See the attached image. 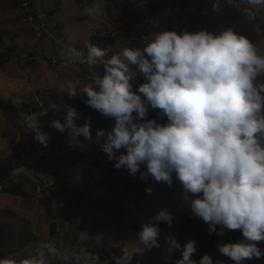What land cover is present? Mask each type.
<instances>
[{
    "label": "clouds",
    "instance_id": "1",
    "mask_svg": "<svg viewBox=\"0 0 264 264\" xmlns=\"http://www.w3.org/2000/svg\"><path fill=\"white\" fill-rule=\"evenodd\" d=\"M233 3L247 6L250 16L264 7V0L227 4ZM223 4L224 0H215L213 7ZM143 39L142 47L111 54L91 43L85 45L86 51L68 47L61 55L69 62L89 69L99 65L103 71L92 72L86 83L62 81L60 90L69 99L86 98L88 106L114 119L102 151L115 160V168L123 167L133 176L139 172L141 181L150 175L168 186L175 175L185 193L193 194L191 213L208 224L210 235L222 236L225 229L241 231L238 242L217 245L219 253L233 264L264 258V248L258 246L264 241V51L231 28L220 33L163 30ZM137 74L146 82L133 91L130 81ZM149 106L160 110L157 117L150 118ZM77 115L69 108L63 123L56 119L48 126L88 140L90 124L77 125ZM165 117L166 122H160ZM19 121L34 133V140L47 146L49 133L42 130L38 115L20 112ZM121 148L126 154L116 156L113 149ZM142 165L146 170H140ZM172 220V214L161 209L141 226L136 247L113 256L112 264H131L133 252L159 247L155 225L170 226ZM171 243L182 256L176 264H225L214 262L209 254L193 259L194 240L183 246L175 239ZM58 255L55 242L41 240L32 254L3 257L0 264H51L50 258ZM81 255L88 264L91 257ZM70 256L65 253L61 258L68 262Z\"/></svg>",
    "mask_w": 264,
    "mask_h": 264
},
{
    "label": "rangeland",
    "instance_id": "2",
    "mask_svg": "<svg viewBox=\"0 0 264 264\" xmlns=\"http://www.w3.org/2000/svg\"><path fill=\"white\" fill-rule=\"evenodd\" d=\"M27 1L28 5L26 0H0V50L12 49L9 60L0 67V202L9 205L0 209L5 224L0 232V258L7 254L27 256L39 241L50 239L59 243L60 254L50 258L51 264H75L73 254L95 252L101 247L122 246L131 252L144 223L151 222L161 209L171 213L173 220H180L194 196L185 193L175 175L171 186L150 175L141 181L139 172L106 185H81L79 176L94 157V143L83 136L79 139L70 130L60 132L49 127L56 119L63 123L67 110L46 98L48 94H65L59 88L62 81L86 83L92 72L103 70L99 65L93 69L74 65L62 57V52L68 47L86 51L92 35L112 37L115 49L121 51L129 46L142 47L146 43L143 37L157 31L220 33L228 28L264 51V7L250 16L247 6L227 4L228 0L218 8L213 7L215 0H91L87 5L74 0ZM141 76L137 74L130 83ZM20 112L38 115L42 130L49 133L46 147L22 126ZM86 121L81 113L75 118L77 125ZM97 171H104L102 164ZM18 200L27 212L16 210ZM50 221L55 222L56 230L52 238L48 233ZM92 221L99 224L88 225ZM23 232L30 233L28 241L23 239ZM24 241L27 245L23 248ZM227 242L221 238L216 249L205 254L214 262L233 264L218 251L217 245ZM65 253L71 254L68 262L61 258ZM132 254L142 264H164L165 260L153 247ZM111 258H107L110 264ZM85 260L82 258L81 264Z\"/></svg>",
    "mask_w": 264,
    "mask_h": 264
},
{
    "label": "trees",
    "instance_id": "3",
    "mask_svg": "<svg viewBox=\"0 0 264 264\" xmlns=\"http://www.w3.org/2000/svg\"><path fill=\"white\" fill-rule=\"evenodd\" d=\"M76 4H89L91 0H74ZM112 1V0H105ZM26 4L28 5V1L26 0ZM60 4V2H58ZM90 43L94 44L100 48L109 49V53L112 50L115 52H119L115 49L114 39L108 35L99 36L92 35L90 37ZM3 40L0 36V49L2 47ZM10 47H7L6 50H0V67L3 66L10 58L8 51H11ZM130 68H134V66H130ZM146 80L143 76L136 79L135 82L132 83L133 91L137 89V87L145 83ZM142 95V94H141ZM47 102L52 105L60 106L68 111L69 108H74L76 113L83 114L87 117L88 123L90 124V140L94 143V148L92 149L94 153V157L88 166L82 171L79 176L80 183L84 188H90L95 186L106 185L113 180L124 179L128 177L129 171L125 168L117 169L113 165L115 160H109L108 155L102 151V145L106 143L107 134L111 132L114 127V119L107 118L101 115L96 110L92 109L84 102V98L77 97L76 99H69L65 94H48L46 98ZM150 107V106H149ZM159 109H151L150 107V118L157 117V113ZM160 122H166V117ZM98 130H103L104 135L98 136ZM81 139V136H78ZM84 143V142H83ZM86 148V147H85ZM113 152L116 156L121 154H126V150L121 148L119 150L113 149ZM103 165L104 171L98 172L100 165ZM145 166H141V169ZM140 169V170H141ZM178 182H180L178 180ZM2 189V187H1ZM99 224L96 221L88 222V225ZM158 228V244L159 247H153V249L163 255L165 258L164 264H176V261L181 259L180 251L175 248L171 239H175L177 242L183 246V244L188 240H194L196 252L193 254L192 258L197 259L209 252L210 250L216 249V244L221 238H226L230 242H238L242 239V233L239 229L237 230H224V235H217L216 232H213L211 235L209 234L208 224H206L202 219L197 218L194 214L191 213L190 205L187 210L184 211V215L180 220H172L171 225L167 222H160L155 225ZM135 229L139 230L140 227L138 225H132ZM79 228L83 229V226ZM217 232H219V226H216ZM49 236L50 238L54 237L56 234L55 230V222H49ZM55 242L57 245V249H59V243ZM261 248H264V241L259 242ZM122 246H114V247H101L96 248L95 252H97L100 256V262L107 260L108 257L119 256L123 251ZM4 257V256H3ZM131 261L136 262L137 264H142L137 261L134 254L131 255ZM245 264H264V258L260 260H249L246 261Z\"/></svg>",
    "mask_w": 264,
    "mask_h": 264
},
{
    "label": "crops",
    "instance_id": "4",
    "mask_svg": "<svg viewBox=\"0 0 264 264\" xmlns=\"http://www.w3.org/2000/svg\"><path fill=\"white\" fill-rule=\"evenodd\" d=\"M21 201V200H20ZM19 200L17 201V203H16V205H15V208H16V210H20V211H22V212H27L25 209H23L22 207H21V202H20ZM5 207H8L9 208V205L7 204V203H4V202H0V209L1 208H3V209H5ZM7 209V208H6ZM1 211V210H0ZM4 213V212H3ZM9 215H14V213L13 212H7ZM16 214H17V211L15 212ZM2 222H4V219H0V232H2V230L4 229V227H5V224H3ZM8 230V229H7ZM18 232H19V230H18ZM30 235V233H28V232H23V235H22V237H23V239H25L26 241H28V236ZM0 236H1V234H0ZM3 236V235H2ZM26 241H24V243L22 244L23 245V248L24 247H26V245H27V242ZM8 256H10V254H7V257Z\"/></svg>",
    "mask_w": 264,
    "mask_h": 264
},
{
    "label": "built area",
    "instance_id": "5",
    "mask_svg": "<svg viewBox=\"0 0 264 264\" xmlns=\"http://www.w3.org/2000/svg\"><path fill=\"white\" fill-rule=\"evenodd\" d=\"M52 61L55 62L56 59L55 58H52ZM0 179H1V173H0ZM0 189H1V187H0ZM87 254L91 257V260L88 261V264H97L99 262L100 256H99V254L97 252H87ZM77 257H79V258H77ZM82 258L87 259V257L82 256V255H78V254H73L72 255V260H73V262L75 264H81V259Z\"/></svg>",
    "mask_w": 264,
    "mask_h": 264
}]
</instances>
